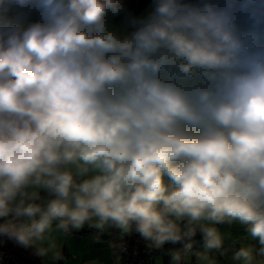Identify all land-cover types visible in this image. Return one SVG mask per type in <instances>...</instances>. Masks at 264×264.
Instances as JSON below:
<instances>
[{
    "label": "clouds",
    "instance_id": "obj_1",
    "mask_svg": "<svg viewBox=\"0 0 264 264\" xmlns=\"http://www.w3.org/2000/svg\"><path fill=\"white\" fill-rule=\"evenodd\" d=\"M222 224L264 264V0H0V243L199 233L218 264Z\"/></svg>",
    "mask_w": 264,
    "mask_h": 264
},
{
    "label": "crops",
    "instance_id": "obj_2",
    "mask_svg": "<svg viewBox=\"0 0 264 264\" xmlns=\"http://www.w3.org/2000/svg\"><path fill=\"white\" fill-rule=\"evenodd\" d=\"M151 2L152 0H126L128 7L138 15L146 14L151 8ZM218 227L225 233V245L221 249L225 255L222 256L216 250H213L210 255L215 257L218 264H231L232 251L230 249L239 248L241 243H249V241L245 239L244 228L238 224H222ZM77 232L81 233L82 236H75L74 239L69 240L67 257L64 259L67 264H120L122 258L109 228L100 231L86 226ZM58 235L60 234H56L57 237ZM120 236H122L121 233ZM97 237L99 238L97 239ZM85 242L90 247H86ZM186 243L188 242L168 243L161 248H153L150 246V242L144 239L145 247L153 253V264H177L173 260V254L177 252L181 257L178 264H197V253L204 251L202 235L198 233L192 239L191 248H186ZM72 254L76 256L74 259L70 257Z\"/></svg>",
    "mask_w": 264,
    "mask_h": 264
},
{
    "label": "built area",
    "instance_id": "obj_3",
    "mask_svg": "<svg viewBox=\"0 0 264 264\" xmlns=\"http://www.w3.org/2000/svg\"><path fill=\"white\" fill-rule=\"evenodd\" d=\"M112 236H114L117 248L121 253L122 264H153V253L147 250L143 244V238L135 231L125 234L123 238L118 235L119 229L110 227ZM4 255L0 259V264H11V257L9 253L0 248V255ZM31 262L28 260L27 263ZM4 263V264H5Z\"/></svg>",
    "mask_w": 264,
    "mask_h": 264
},
{
    "label": "trees",
    "instance_id": "obj_4",
    "mask_svg": "<svg viewBox=\"0 0 264 264\" xmlns=\"http://www.w3.org/2000/svg\"><path fill=\"white\" fill-rule=\"evenodd\" d=\"M109 229H110V227H109ZM73 234L76 237L82 236L81 233L76 232V231H74ZM143 244H144V241H143ZM144 247H145V245H144ZM0 248H3L4 250H6L9 253V255L11 257V264H30V263H27L28 260H31V262L33 264H40L39 258L33 254L32 250L25 249L21 246L14 244L11 241H8L5 243H0ZM147 250H149V249H147ZM149 251H151V250H149Z\"/></svg>",
    "mask_w": 264,
    "mask_h": 264
},
{
    "label": "rangeland",
    "instance_id": "obj_5",
    "mask_svg": "<svg viewBox=\"0 0 264 264\" xmlns=\"http://www.w3.org/2000/svg\"><path fill=\"white\" fill-rule=\"evenodd\" d=\"M77 232V231H76ZM110 232H111V230H110ZM112 234V233H111ZM118 235H119V237L120 238H123L124 236H125V234L123 235V236H120V230H119V232H118ZM74 237H75V235L73 234V233H71V235H68V236H61V234L60 235H58V237L56 236V240H57V244H58V250L59 251H61V254H62V256H63V260H61V261H59L58 262V264H63L66 260H64L67 256V247H68V243H69V240H72V239H74ZM113 240H114V243H115V245H116V242H115V239H114V236H113ZM143 241H144V239H143ZM60 243V244H59ZM249 243H251V244H254L256 247H259V245H258V243L256 242V241H249ZM85 245H86V247H90L89 245H88V243L87 242H85ZM116 247H117V245H116ZM118 249V248H117ZM118 252H119V255H120V257H121V253H120V251H119V249H118ZM0 257L3 259V257H4V255L2 254V255H0ZM38 257V256H37ZM71 258H75L76 256L74 255V254H72V256H70ZM0 258V259H1ZM39 258V262H40V264H51V260H50V258H45L44 260H43V258H41V257H38ZM62 261H64V262H62ZM6 261L4 260V262H2L3 264L5 263ZM30 264H33L32 262H29ZM5 264H7V263H5ZM9 264V263H8ZM64 264H67V261L64 263ZM120 264H122V261L120 262Z\"/></svg>",
    "mask_w": 264,
    "mask_h": 264
}]
</instances>
